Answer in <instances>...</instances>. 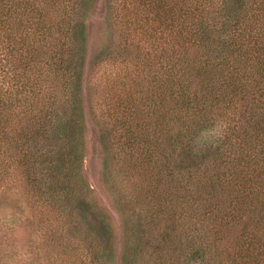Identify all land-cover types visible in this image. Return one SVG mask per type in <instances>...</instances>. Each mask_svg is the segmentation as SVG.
<instances>
[{"label": "trees", "instance_id": "trees-1", "mask_svg": "<svg viewBox=\"0 0 264 264\" xmlns=\"http://www.w3.org/2000/svg\"><path fill=\"white\" fill-rule=\"evenodd\" d=\"M62 2L0 0V195H17L0 206V264H76L58 223L97 246L94 230L109 227L105 215L93 221L82 192V98L79 91L56 97L60 86L82 82L70 74L81 40L75 9L60 34L57 28L65 42L51 32L59 21L45 19L59 15ZM140 6L148 44L134 67L147 73L142 93L156 98L141 97L152 110L131 107L118 125L132 152L124 167L136 176L143 168L134 191L159 201L127 228L121 260L133 264L151 251L177 264H264V0ZM138 13L133 7L122 16L130 25ZM126 76L124 84L135 81ZM199 136L209 145L195 150ZM25 227L42 232L39 252L27 242L23 253L8 240Z\"/></svg>", "mask_w": 264, "mask_h": 264}, {"label": "rangeland", "instance_id": "rangeland-1", "mask_svg": "<svg viewBox=\"0 0 264 264\" xmlns=\"http://www.w3.org/2000/svg\"><path fill=\"white\" fill-rule=\"evenodd\" d=\"M76 1L78 0H71L72 4L69 7L63 0L62 4L58 5L61 8L59 15L53 14V18L45 17L52 23H57L55 20L59 21V27L54 25V30L51 31L53 35H57V28H59V34L63 30L64 24L68 22L71 7L75 9L71 10V13L72 11L75 13L74 18L81 25L79 30L81 40L74 56L75 68L70 71V74L74 79L77 75H81L82 82L76 78V83H80L79 87L60 86L57 94L54 93L59 101L62 100L63 95L68 97L70 92L79 91L82 98L86 127L82 156V192L87 195L92 204L91 208L95 215L93 221L95 219L98 221L101 216L105 215V221L109 227L106 230L101 229L102 231L93 229L97 246L90 236L83 235L82 230H76L71 235L70 224L61 226L58 223L63 228L60 229L61 235L65 234V238L61 237V244L66 242V238L67 243H71L66 246V249L72 251L71 257L77 260L76 264H123L121 257L126 252L125 255L128 254L127 228L131 222L134 223L137 220L139 213H144L148 206L151 210L157 208L156 204L159 201L155 198H151L153 200L150 201L151 199L145 197L144 194H137V191H134V184L137 183L136 179L139 180L138 174L143 168L137 172L136 176L135 168H132L134 171H128L124 167L128 166L131 149L128 148L130 145L125 144L126 137H124V132L119 130L121 128L118 125L122 117L123 119L126 115L128 117L129 113L135 110L131 107L140 106L145 110H152L149 108L152 103L144 106L140 104L141 101L146 102L141 97L156 98L155 91H148L152 96H145L147 94L142 93L147 88V73L144 71L145 68L141 69L142 65H139L137 71L134 67L136 61L141 62L145 59L148 44L141 28L143 11H140L142 7L140 3L143 0H79V3L83 4L81 6H78L79 3ZM133 7L138 10L140 20L129 25L128 22L132 19L127 15L126 17L122 15L128 11L132 12ZM59 34L56 36V41H64ZM124 75H133L135 81L132 83L129 80L124 84L123 82L127 80V76L124 78ZM51 88L54 91L53 87H48L49 90ZM128 92H133V95L129 94L132 100L126 105L128 109L126 107L123 109ZM132 102L137 105L131 104ZM156 105L157 103L154 102L153 108ZM141 123L144 124L142 120ZM106 130L110 132L109 136L106 135ZM208 145V140L204 141L202 136H199L194 146L195 150H200ZM134 157L136 163L142 165L144 152H134ZM10 197L8 194L0 195V206L13 202V197L17 198V195ZM136 199L141 202H135ZM146 200L149 202L146 203ZM17 204L24 207L22 202H17ZM41 235V231H31L29 227H25L10 233L8 240L16 243L23 253L27 251L25 247L27 242L39 252ZM93 247L97 248L92 255L89 250ZM99 253H103V256L100 257ZM172 253L174 252H170L173 256ZM33 256L32 259L35 260L36 251ZM90 257H92L91 260ZM167 257L170 256L167 255ZM161 260V255L148 251L143 258L136 259L133 264H177ZM193 263L194 260H189L183 264Z\"/></svg>", "mask_w": 264, "mask_h": 264}]
</instances>
